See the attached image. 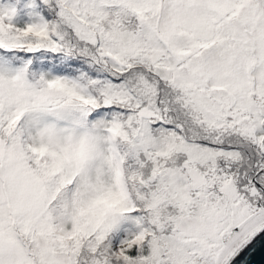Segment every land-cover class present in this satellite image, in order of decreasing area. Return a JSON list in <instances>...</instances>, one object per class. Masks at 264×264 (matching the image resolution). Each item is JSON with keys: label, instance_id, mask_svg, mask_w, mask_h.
Instances as JSON below:
<instances>
[{"label": "snow or ice", "instance_id": "snow-or-ice-1", "mask_svg": "<svg viewBox=\"0 0 264 264\" xmlns=\"http://www.w3.org/2000/svg\"><path fill=\"white\" fill-rule=\"evenodd\" d=\"M0 264H264V0H0Z\"/></svg>", "mask_w": 264, "mask_h": 264}]
</instances>
